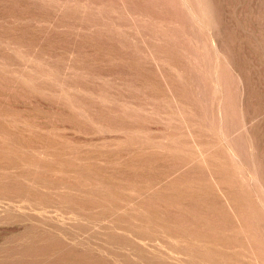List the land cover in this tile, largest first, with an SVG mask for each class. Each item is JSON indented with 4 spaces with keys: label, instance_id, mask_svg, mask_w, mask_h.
I'll list each match as a JSON object with an SVG mask.
<instances>
[{
    "label": "rangeland",
    "instance_id": "rangeland-1",
    "mask_svg": "<svg viewBox=\"0 0 264 264\" xmlns=\"http://www.w3.org/2000/svg\"><path fill=\"white\" fill-rule=\"evenodd\" d=\"M0 264H264V0H0Z\"/></svg>",
    "mask_w": 264,
    "mask_h": 264
}]
</instances>
